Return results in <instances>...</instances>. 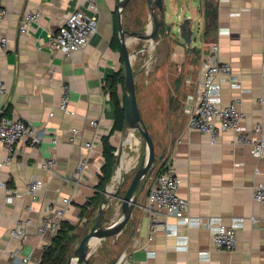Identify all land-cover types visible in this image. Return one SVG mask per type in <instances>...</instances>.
Segmentation results:
<instances>
[{"label":"crops","instance_id":"0c3cea01","mask_svg":"<svg viewBox=\"0 0 264 264\" xmlns=\"http://www.w3.org/2000/svg\"><path fill=\"white\" fill-rule=\"evenodd\" d=\"M119 1L96 0L97 32L84 49L66 55L48 49V33L62 27L73 10L88 11L86 0H2L7 14L0 34L7 35L9 41L6 49L0 43V62L10 94L0 98V106L8 114L31 122L42 140L32 145L24 137L13 152L0 147V264L40 263L56 236L51 229L41 230L47 205L63 206V198L69 197L71 204L64 221L78 225L88 218L81 219L80 214L97 190L105 163L102 136L109 134L115 123L110 78L123 67L121 52L112 45ZM138 7L130 0L124 9L121 16L126 29H138L134 24L135 13L142 11ZM164 7L165 31L158 41L157 63L176 68L175 81H180L186 93L185 118L168 147L166 159L161 160L164 168L172 165L177 169L181 177L179 193L189 200L188 213L193 219L212 218L229 225L233 218H244L238 228V248L235 252L219 250L209 229L179 223L171 215L164 216L170 228L154 229L145 211L150 178L140 189L132 217L123 229L130 231L127 244L115 259H102L99 264H264V203L254 199L255 186L264 182V155L256 157L249 146L237 143V134L232 130L225 131L212 145L206 134L189 128L186 112V106L195 99L202 63L211 45L218 42L220 60L232 65L242 87L219 81L220 105L241 98L244 123L249 127L261 123L264 127V0H164ZM28 11L39 12L40 17L21 32L20 24ZM191 15L196 17V29L193 42L188 44L176 28ZM150 22L146 1L142 30ZM135 38L128 37L131 51ZM63 83L70 85L72 114L59 108ZM159 83H165L162 77ZM92 120L99 125H92ZM73 128L79 134L70 141ZM118 132L123 131L111 136L114 146ZM86 142H94L91 151L85 147ZM139 144L131 134L122 136L121 163L116 178L109 182L112 191L120 185L121 169L123 179L136 171L146 151L142 154ZM84 159L88 168L79 177L76 171ZM47 160L54 161L52 167H43ZM33 180L43 182L35 196L28 191ZM9 196H13L12 201ZM120 213L119 208L113 211L115 220ZM21 221L27 222L25 235H12L11 230Z\"/></svg>","mask_w":264,"mask_h":264},{"label":"built area","instance_id":"2783aa9c","mask_svg":"<svg viewBox=\"0 0 264 264\" xmlns=\"http://www.w3.org/2000/svg\"><path fill=\"white\" fill-rule=\"evenodd\" d=\"M88 11L83 9L73 10L67 17L65 24L57 30L48 33L46 45L52 52L61 51L66 55L78 49H84L97 32L99 25V6L96 0H86ZM7 14V9L0 0V26ZM40 13L28 11L23 15L20 31L26 32L29 25L38 20ZM7 35L0 34V43L4 49L8 44ZM220 44L215 42L211 45V51L202 63V76L195 83V99L186 106L188 114L189 128L206 134L209 142L215 145L225 131L232 130L237 134L236 142L247 145L251 148V153L256 157L264 155V127L257 123L249 127L244 123V113L240 105L241 98H235L228 105H220V84L219 81L226 80L233 87L242 89L238 76L233 71L232 65L228 62L221 61L219 58ZM61 91V101L59 108L65 113L72 114L69 108L70 85L63 83ZM10 89L2 76V65L0 62V98L7 97ZM264 103V100L261 99ZM5 108L0 106V147H5L13 152L17 143L24 137H28L32 145L41 142L42 136L40 131L29 121L18 115L5 114ZM54 112H50L53 115ZM91 124L98 126L99 122L92 120ZM79 130L72 129L70 141H75ZM258 135H262L258 138ZM56 142L57 140L54 139ZM85 147L94 148V142H86ZM10 159V157H9ZM87 160L84 159L77 168L76 175L79 177L85 175L88 168ZM54 164L53 160H47L44 168H50ZM259 169L256 170V173ZM181 177L177 169L172 166H166L158 175L152 185L145 211L149 214L152 227L154 229L170 228L164 216H174L179 223L187 225H198L205 227L212 232L214 245L219 250L235 252L238 248V228L242 225L244 218H233L229 225L216 219H199L195 220L188 213L189 200L179 193ZM43 182L33 180L28 184V191L36 195L41 189ZM254 199L257 202L264 203V182L258 183L254 189ZM9 201L13 196L8 197ZM63 206L55 204L47 205L41 230L51 229L56 235L62 230L63 222L66 218L68 207L71 204L69 197L63 198ZM253 222H258L255 217L251 218ZM27 222H19L16 228L11 230L12 235L24 236L26 233ZM180 240H186L182 238ZM184 245V243H183ZM16 255V253L14 254ZM28 258H24L27 262Z\"/></svg>","mask_w":264,"mask_h":264},{"label":"rangeland","instance_id":"374dc122","mask_svg":"<svg viewBox=\"0 0 264 264\" xmlns=\"http://www.w3.org/2000/svg\"><path fill=\"white\" fill-rule=\"evenodd\" d=\"M133 2L137 7L139 6L138 8L140 10H142L141 12L135 13L134 24L135 28L138 29L133 30L142 32L146 1L133 0ZM145 43L146 41L135 38L132 50L139 51L143 47V45H145ZM158 43L159 42L148 44L147 42L149 48L147 47L148 49L146 50V52L140 51L133 58L136 91L140 105V111L149 131L154 138L156 146L157 160L155 161V163L158 164V166L154 167V171L152 174L153 176H148L143 181V183H146L151 178L150 187H152L156 178L164 169L165 162L163 160H160L162 162H158L159 157L163 155L162 159H166L168 147L170 146L173 137L178 131L179 125L182 124V119L185 118L183 110V100L186 92H184L183 88L180 86V81H175L176 68L168 69L157 63L158 60L156 58V55H158L159 53ZM122 68L123 70H125L124 64ZM160 76L165 82L163 85L159 83L161 78ZM123 135H127L126 132H118L117 136L114 138L116 149L119 148V150H121L123 148ZM131 135L140 142L138 147L143 154L146 146L144 137L137 130L131 132ZM142 145H144L143 148ZM134 174L135 170L125 176V187L130 184ZM91 198L92 197H90V199ZM100 203L101 200L97 201L90 209V212L86 214V217L88 216L87 220L77 225V240L70 245L69 252L67 254V262L73 255L83 237L94 225L98 217ZM113 211V206L107 208V217L111 219V217L113 216L112 220H115ZM112 220L107 221L106 225H109ZM129 233V230H123V232L116 236L112 235L105 238H100L103 243L99 244L95 248L92 247V255L90 257L89 264H99L102 259H115L116 256H119L121 250L128 242ZM73 264H76L75 261L73 262Z\"/></svg>","mask_w":264,"mask_h":264},{"label":"water","instance_id":"95a60500","mask_svg":"<svg viewBox=\"0 0 264 264\" xmlns=\"http://www.w3.org/2000/svg\"><path fill=\"white\" fill-rule=\"evenodd\" d=\"M148 8L150 10L151 22L146 26L145 30L142 32L126 29L123 20L122 13L130 0H120L119 1V32L118 36L121 41L122 52L124 55V69H125V129L126 134H131L135 130L139 131L144 137L146 142V151L142 157V160L138 164L133 179L130 184L125 187V177L121 181L119 187L112 191L109 188V183L103 190L102 200L99 206L98 217L89 230V232L83 237L80 244L74 251L73 255L70 257L67 264H73L74 259H76L77 264H89L90 257L92 255V242L95 238H105L108 236H114L123 231L127 226L128 222L132 217L133 210L137 204V198L139 190L143 188V181L151 176L156 156V146L154 138L149 131L144 118L140 111L139 101L136 91V79L133 67V58L136 56L140 50L131 51L128 46V37H137L148 44H154L159 41L163 32L162 29L165 28V7L164 0H146ZM208 19L209 15L205 14ZM196 17L194 15L186 16L182 19V22L177 26L176 30L180 37L188 44L193 42V36L195 35L196 29ZM148 45H144L142 48L146 50ZM122 154L119 151L116 152V166L112 179L115 176L116 170L119 168L121 163ZM163 156L161 155L159 159L161 160ZM117 200L118 203H113L112 200ZM113 206V209L119 208L121 211V216L118 220H112L107 217V208ZM112 220L109 225L106 222Z\"/></svg>","mask_w":264,"mask_h":264},{"label":"trees","instance_id":"16d2710c","mask_svg":"<svg viewBox=\"0 0 264 264\" xmlns=\"http://www.w3.org/2000/svg\"><path fill=\"white\" fill-rule=\"evenodd\" d=\"M115 37L113 39V47L121 52L122 62L124 64V56L122 54L121 41L118 36V13L115 14ZM165 28L162 29L164 33ZM118 83L121 85V91L119 90ZM111 84V97L115 104V123L111 132L102 136L103 143V156L105 163L102 166L101 173L99 174V183L97 184V190L89 202L82 208L80 214L81 219L87 214V208L94 205L97 201L102 200L103 190L107 184L111 181V178L115 171L116 164V147L111 143V136L115 131H124L125 129V105L126 96L124 91L125 84V70L123 68L114 74L110 78ZM8 111L5 110V114ZM77 225L63 222L62 230L55 236L51 245L47 246L43 254L42 260L39 264H63L67 262V254L69 252L70 245L77 240Z\"/></svg>","mask_w":264,"mask_h":264},{"label":"bare ground","instance_id":"6f19581e","mask_svg":"<svg viewBox=\"0 0 264 264\" xmlns=\"http://www.w3.org/2000/svg\"><path fill=\"white\" fill-rule=\"evenodd\" d=\"M116 178V175H115ZM123 180V170L121 169L120 175H119V182L121 183V181ZM119 184V183H118ZM113 190V189H110ZM100 241V238H95L92 242V246L95 248L96 244H98ZM75 263H76V259H74ZM73 261V262H74ZM77 264V263H76Z\"/></svg>","mask_w":264,"mask_h":264}]
</instances>
